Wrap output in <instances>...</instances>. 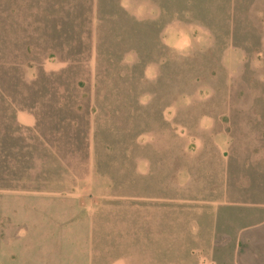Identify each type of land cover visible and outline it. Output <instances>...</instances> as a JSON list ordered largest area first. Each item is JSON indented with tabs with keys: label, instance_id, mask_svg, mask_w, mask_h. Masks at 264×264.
<instances>
[{
	"label": "rangeland",
	"instance_id": "rangeland-1",
	"mask_svg": "<svg viewBox=\"0 0 264 264\" xmlns=\"http://www.w3.org/2000/svg\"><path fill=\"white\" fill-rule=\"evenodd\" d=\"M0 264H264V0H0Z\"/></svg>",
	"mask_w": 264,
	"mask_h": 264
}]
</instances>
